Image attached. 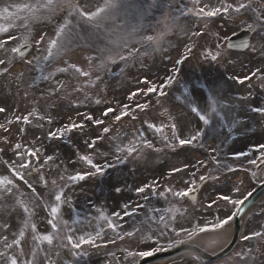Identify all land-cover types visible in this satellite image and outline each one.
Masks as SVG:
<instances>
[{
  "label": "snow or ice",
  "instance_id": "obj_1",
  "mask_svg": "<svg viewBox=\"0 0 264 264\" xmlns=\"http://www.w3.org/2000/svg\"><path fill=\"white\" fill-rule=\"evenodd\" d=\"M190 3L191 7H188L179 0H168L167 4L160 5L169 11H165L154 25H149L155 31L154 35H150L144 34L143 21L158 6L157 0H151L142 11L139 5H133L139 13L134 24L118 19L121 0H102L93 10L81 5L80 0H0V80H9V87L15 85L16 95L25 100L33 92H39L26 114H17L14 110L4 117V122H0V144L3 145L0 152H5L7 148L16 157L11 161H0L7 168V174L0 175V264H73V260L64 258L65 251L71 257L79 258L89 255L85 246L99 250L126 240L135 244V250H121L127 264H140L144 258L169 252L201 234L209 237V241L203 246L195 245L198 250H211L215 254L231 244V222L237 216L244 217V205L256 188L239 198L224 193L210 198L206 204H200L203 209L200 215L212 212L215 206L212 219L204 217L202 223L194 221L198 211L196 205L200 203L194 193L202 190L207 182L219 183L225 178V173L236 170L227 158L221 159L222 153L224 157L228 155L223 147L227 136L215 146H206L205 136L208 129L215 131L214 120L223 124L227 119L229 133L236 129L242 122L235 118L233 109L239 111L243 108L264 119V106L249 102L250 90L236 97L238 102H231L223 98L220 90L214 89L208 93L207 104L197 107L195 100L187 96L188 89L185 88L187 107L203 126L179 124L164 98L169 96L167 89L177 82L181 72L179 66L189 59L195 44L185 46L186 54L175 59L170 74L159 84L147 76L138 77L136 84L139 86L125 93V99L131 103L121 101L115 106L100 108L98 116L95 109L89 108L88 112L81 113L77 108L79 120L69 116V122L47 129L46 139L60 140L73 132L88 137L89 126H95L92 129L94 138L83 141L92 152L78 155V160L86 164L88 170L70 172L69 165L76 162L71 159L65 162L55 154H45L42 144L36 146L41 141L40 136L34 135L28 142L21 139L26 129L19 125H32L36 121L35 127L44 130L45 124L51 126L54 123L52 110L66 100L69 104L86 107L111 104L101 94L106 91L105 77L112 73L113 67L123 65L119 67L123 76L130 65L134 66L137 61L142 63L145 57L159 51L165 37L178 26L180 16L185 12L205 20V29H208L209 22L228 17L225 23L242 26L243 31L249 34L239 44L225 37L226 44L216 43L215 51L209 50L204 54L206 60L219 62L228 49L237 47L264 57V0H190ZM49 26H52L51 32L47 30ZM204 34L203 31L192 33L197 37ZM27 49H34V54ZM32 73L34 75H29ZM253 78L264 82V68L257 67L243 77H229L241 85ZM78 96L82 99H74ZM41 100L45 102L43 105ZM176 100H181V97L177 96ZM153 110L158 112L159 122L150 117ZM8 112L7 107L0 106V114ZM126 119L140 121V127L134 128L131 136L118 127ZM13 126H18L16 132ZM184 130L188 131L187 136L183 134ZM106 139L111 142L108 151H98V142ZM193 145L210 152L209 159L214 167L209 168L204 159L196 158L195 163L185 160L172 165L166 175L162 174L165 180L162 190L157 178L135 187V193L143 203H125L122 210L111 213L97 208L96 215L88 214L80 218L77 213L76 219L64 218V206L75 212V204L68 192L79 182L102 175L106 169H114L129 158H147L166 150L180 155ZM254 151L258 153L256 158H251L253 152L249 151L234 152L233 159L246 158L247 163L258 171L243 170L250 171L257 185L264 187V175H261L264 172V143L256 145ZM110 154L111 160L108 159ZM96 157H103V163L97 162ZM45 168L56 172V177L50 181L51 199L38 192L27 178L36 174L39 182L49 188V180L43 171ZM185 172L187 178L183 179V186L170 182L177 174ZM116 191L121 189L116 188ZM232 192L239 193L240 187L234 186ZM157 196L168 201L169 206H152L150 200ZM169 197L177 202L190 200L192 211L173 203ZM220 202H224L225 207L231 206L223 217L218 214ZM41 208L47 214L41 218L46 220L43 232L33 219ZM133 217L136 219L126 228V218ZM16 221L18 224L14 228ZM26 239H29L30 248L27 254ZM241 239L264 244V226L249 234L242 233ZM261 251L260 247L236 251L225 264H254ZM108 255L120 264L114 252ZM195 260L197 264H203L200 255H196Z\"/></svg>",
  "mask_w": 264,
  "mask_h": 264
},
{
  "label": "rangeland",
  "instance_id": "obj_2",
  "mask_svg": "<svg viewBox=\"0 0 264 264\" xmlns=\"http://www.w3.org/2000/svg\"><path fill=\"white\" fill-rule=\"evenodd\" d=\"M102 0H80L81 5L87 6L89 10H93L94 7L101 3ZM168 0H157V7L152 9L151 15L144 18L145 33L154 35L155 31L153 27L155 21L162 18L165 11H169L165 7L160 5L167 4ZM151 0H121V7L118 9L119 20H127L130 24L137 23L139 13L136 7L133 5H139L142 11L147 4H150ZM179 3H183L188 7H191L190 0H179ZM179 15V13H175ZM228 17L217 18L214 22H209L208 29L204 28L205 20L197 17L194 13L185 12L184 15L180 16L179 24L173 31L169 32L162 42L159 51L155 52L152 56L145 57L143 62L137 61L134 66L130 65L126 70L125 74L121 76L119 67L114 66L113 71L110 75L105 77L106 91L102 93V97L111 102L109 105H76L69 104L68 101H64L55 110H52L54 116V123L49 126L45 124V129L40 130L35 127L36 121L32 125H19L26 129V132L22 135L21 139L23 142H28L33 139V136H40L41 141L36 146H43L45 154H55L60 160L67 162L69 159L75 161L73 165H69V171L73 170H88V166L78 160L79 154H88L92 150L88 149L83 143L84 139L94 138L95 132L92 129L95 126H89L88 131L90 135L85 137L80 132H73L68 134L65 138L60 140H49L46 139V132L49 127H58L61 123L69 122V116L73 119L79 120L76 111L86 113L89 108L95 109V114L98 116L100 108L107 106H115L117 102H127L125 99V93L128 89H135L139 85L136 84L138 77L147 76L153 82L159 84L168 74L170 69L173 67L175 59L179 58L181 54H186L185 46H191L195 44L193 52L189 56V59L184 64L180 65L181 72L177 77V82L174 83L167 91L169 96L165 99V104L172 109V114L178 118V123L181 125H188L191 127L192 124L203 126L202 122L198 121V118L190 112L187 107L186 96L184 89H188L187 96L195 100L196 106L207 104V97L210 90L218 89L223 93V98L231 102H238L235 100L241 94H246L249 90L252 95L249 97V102L253 105L264 106V82L257 78H253L251 81H246L243 85L237 83L235 80L229 79V77L236 75L243 77L244 75L250 74L257 67L264 68V57H261L259 53L250 54L246 52H231L226 51L219 62H213L210 59H205L204 54L209 51H215L216 43H225V37H229L231 34L239 31L242 26H238L232 23H225ZM49 32L52 31V26L47 29ZM159 29H156L158 31ZM196 31H203L205 34L202 36H193L192 33ZM30 53L34 54V49L30 50ZM34 75V73L29 74ZM27 78V77H26ZM249 85L251 86L249 88ZM39 95L38 90L33 92L27 100L23 99L21 95H16L15 85L9 87V80H0V106H5L9 109V112L4 115H10L12 111H17V114H26L31 109L32 100ZM181 97V100H176V97ZM74 99H82V96L74 97ZM45 102L40 101L43 105ZM235 114V118L240 120L242 123L236 126L231 133L228 132L227 119L223 124L218 123L214 120L213 128L217 127L218 131H213L211 128L210 132L205 136L206 146H215L221 140L227 136V141L224 144V152L228 153L227 157L221 154V159L227 158L236 169L234 173H225V178L219 183L209 181L206 186L200 190L198 194L199 204L196 205L198 211L195 214L194 221L198 220L203 222L204 217L211 220L215 213V206L212 212H204L201 216L200 213L203 209L200 208V204H206L208 200L217 198L221 193L231 194L234 198H239L245 195L248 191H251L257 186V182L251 178L250 171H244L243 169H251L255 171V168L247 163V159L241 157L240 160L233 159L234 152H249L252 151L253 155L251 158H256L258 153L254 151V147L260 143H264V119L258 114L251 113L246 109L231 110ZM0 119V122H4ZM150 117L154 118L156 122H159L160 117L158 112L153 110L150 113ZM231 116L228 117L230 119ZM143 117H141V120ZM191 121V124H189ZM18 127V126H15ZM121 132L127 131L131 136L134 128L140 127V121L131 122L125 120L122 124L118 125ZM14 132L17 131L13 129ZM183 134L187 136L189 133L184 130ZM111 135V134H110ZM109 140L99 141L98 151H108ZM0 146H3L0 144ZM159 146V145H158ZM150 151V150H145ZM210 152L206 148H199L195 145L189 146L180 155H174L171 150H166L163 153H153L147 158H129L124 164L117 165L116 168L106 169L102 175H97L86 179L85 181L79 182L69 190L68 194L72 196L75 204V212L64 206L62 213L65 219H76L77 213L80 218L88 214L96 215L97 208L106 209L108 213L113 210H122V206L125 203L134 204L136 202L143 203L139 200L135 193V187L141 186L143 183L151 182L153 178L160 180L161 189L165 184V180L162 178V174L166 175L174 164H180L185 160L195 163V159H204L208 162V167L212 168L214 165L209 159ZM16 157L10 150L0 152V161L3 160H14ZM103 157H96L97 162L103 163ZM111 160V154L108 156ZM46 179L49 180V188H45L38 180V176L33 174L31 177H27L30 182L34 184L37 191L44 195L47 199H51V188L50 181L56 177V172L45 168L44 170ZM205 171V169H201ZM7 174V168L3 163H0V175ZM264 175V172L261 173ZM187 178V172L177 174L171 179V183L178 187L183 186V179ZM242 181V183H240ZM24 187L23 185H21ZM234 186L240 187L239 193H233L232 189ZM116 188H120L121 191L117 192ZM28 191L26 188L24 189ZM173 203H178V206L188 207L191 212L192 209L185 199L184 201L177 202L173 198L169 197ZM150 204L157 208H165L169 205V202L160 197H152ZM220 210L218 214L224 216L228 213L231 206H224V202H220ZM46 213L43 209L37 210V215L33 218L34 222L37 223L40 231H45L46 220H42V217H46ZM136 218H126L128 223L125 225L127 228L133 220ZM18 221L15 222V225ZM264 226V204L254 208L247 216L245 221V234H249L252 231L261 230ZM50 230V226H48ZM199 236L195 237L197 239ZM30 239V236H29ZM29 239L25 241V252L26 254L30 251ZM120 242V241H118ZM123 244L115 245L121 246L122 248H130L135 250V244L131 240L121 242ZM252 247H260L261 253L257 254V259L254 264H264V244H259L256 240H253ZM249 247V243L243 241L238 249L246 250ZM85 250L89 252L88 256H81L79 258H73L67 251L64 252V258L73 260V264H104L99 259L103 254H106L104 248L92 249L85 246Z\"/></svg>",
  "mask_w": 264,
  "mask_h": 264
},
{
  "label": "water",
  "instance_id": "obj_3",
  "mask_svg": "<svg viewBox=\"0 0 264 264\" xmlns=\"http://www.w3.org/2000/svg\"><path fill=\"white\" fill-rule=\"evenodd\" d=\"M248 35H249L248 33H246L245 31L242 30V31H240L237 34L232 35L230 37V39L234 43L239 44L241 41L246 40L248 38ZM232 50H244V49L237 47V48H232ZM194 195H196V193H194ZM263 198H264V187L260 186L253 193V196L250 197L249 201L246 202V204L244 205L245 212L251 205L257 203L258 201H260ZM233 225H234L235 234H234V239H233L232 243L224 251L220 252V254L212 256L213 260L217 259L220 256H223V255L227 254L233 248V246L235 245V243L237 241V237H238L239 231H240V226H241V217L240 216H237L234 219ZM187 248H189L188 245H184V246L176 249L175 251L169 252V254H172L171 256H175L177 254H180V253L186 251ZM194 249H196V248H194ZM163 256H164L163 254H158V255H156L153 258L143 260L141 264H150V263H154V262H158V261L164 260L165 258Z\"/></svg>",
  "mask_w": 264,
  "mask_h": 264
},
{
  "label": "flooded vegetation",
  "instance_id": "obj_4",
  "mask_svg": "<svg viewBox=\"0 0 264 264\" xmlns=\"http://www.w3.org/2000/svg\"><path fill=\"white\" fill-rule=\"evenodd\" d=\"M195 256H196L195 254H188L176 260L169 261L166 264H181V263L182 264H197V261L195 260ZM185 259H188L187 263L184 261Z\"/></svg>",
  "mask_w": 264,
  "mask_h": 264
},
{
  "label": "bare ground",
  "instance_id": "obj_5",
  "mask_svg": "<svg viewBox=\"0 0 264 264\" xmlns=\"http://www.w3.org/2000/svg\"><path fill=\"white\" fill-rule=\"evenodd\" d=\"M197 241H198V243H200V244H204V245H206L205 243H207V242L209 241V237L203 235V236H201Z\"/></svg>",
  "mask_w": 264,
  "mask_h": 264
}]
</instances>
